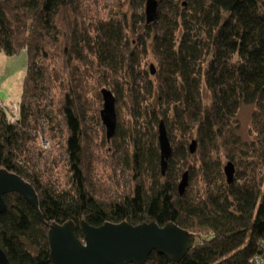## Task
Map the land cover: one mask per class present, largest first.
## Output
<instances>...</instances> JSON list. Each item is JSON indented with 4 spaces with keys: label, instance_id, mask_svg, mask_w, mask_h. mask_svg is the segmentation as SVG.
Listing matches in <instances>:
<instances>
[{
    "label": "trees",
    "instance_id": "1",
    "mask_svg": "<svg viewBox=\"0 0 264 264\" xmlns=\"http://www.w3.org/2000/svg\"><path fill=\"white\" fill-rule=\"evenodd\" d=\"M156 2L149 24L147 0H114L109 17L90 19L84 0L0 2V54L25 53L28 65L19 115L0 101V171L36 189L43 217L20 194L4 197L0 247L11 264H53L49 228L69 221L82 240L83 222L174 223L195 235L180 263L156 251L146 264H257L252 259L264 242V0ZM54 58L94 68L99 88L114 94L111 158L126 166L132 184L126 193L117 182L111 194L112 186L87 169L98 132L108 148L102 90L97 104L83 75L70 78L53 110ZM243 105L253 107L251 141L237 134ZM161 124L172 148L164 175ZM40 135L62 147L68 177L62 186L41 169ZM224 160L235 163L232 184ZM187 169L190 182L201 176L199 194L179 193Z\"/></svg>",
    "mask_w": 264,
    "mask_h": 264
},
{
    "label": "water",
    "instance_id": "2",
    "mask_svg": "<svg viewBox=\"0 0 264 264\" xmlns=\"http://www.w3.org/2000/svg\"><path fill=\"white\" fill-rule=\"evenodd\" d=\"M157 10L158 2L147 0L145 14L148 24L156 20ZM101 94L104 108L100 118L106 129L107 140L111 141L117 130L115 97L107 89L102 90ZM159 138L164 175L172 148L163 124H161ZM190 147L191 152L195 153V142ZM225 169L227 180L232 184L235 172L233 163L228 164ZM188 183L187 173L179 186V193L182 196L186 194ZM10 193L20 194L43 219L39 211L40 199L36 189L19 175L12 174L8 170H1L0 215L8 210L4 197ZM82 229L85 235L83 240L76 234L75 224L72 221L64 225L54 223L49 228L50 255L53 264H146L149 255L156 251L170 261L180 263L196 244L194 234L177 227L174 223L160 227L156 222H146L141 225L110 222L94 227L83 222ZM0 264H11L1 247Z\"/></svg>",
    "mask_w": 264,
    "mask_h": 264
},
{
    "label": "rangeland",
    "instance_id": "3",
    "mask_svg": "<svg viewBox=\"0 0 264 264\" xmlns=\"http://www.w3.org/2000/svg\"><path fill=\"white\" fill-rule=\"evenodd\" d=\"M113 1L114 0H84L83 5L86 6V9L88 8L87 16L89 17V19L93 16L107 18L109 17L108 13L110 12V9L113 5ZM59 59L54 58L48 61V63H50L48 71L52 75L51 80L53 82V85L55 86L52 90V97H54V99L52 100L53 102L49 103L52 106L53 110L56 111L57 109L56 105L59 99V95L68 89V80L70 78L75 79V77L81 79L82 75L86 78L85 82L88 85L87 91L89 98H91L98 104V97L97 95H95V92L100 93L102 90V88H99L100 86L98 84L102 83L101 74L95 72L94 68H86V64H84L83 62L74 60L69 64L64 63L66 64L68 70L66 68L63 72L64 75H62L60 73L61 71H63L61 70V68L64 64L60 63L61 58ZM27 67V55L25 53L12 57H8L7 55L2 53L0 54V101L2 104L4 103L7 110L11 113V115L14 116L19 115L18 105L22 101L21 97L23 95L24 89L23 81L27 72ZM252 108L253 107L250 105H243L238 115L237 134H239L242 141H251L254 138L251 135L253 114ZM42 124L47 131V122L43 120ZM98 133L99 137H94V140L96 141L95 145L92 146L96 157L94 158V160H92L93 164H91V166H87V169H90L92 174H95V176L97 177L96 180L100 181L101 184L104 185V187L108 188V186H112L113 190L111 191V194H114V192L116 191L117 182H119L120 185L119 192H122L123 190L125 192V189L129 191L132 184L130 182L129 173L125 169V164L121 162L118 166V164H115L117 162L116 160H113L112 162V151L110 149L112 147V140L108 141V148H104L101 140L102 133ZM47 135H40L42 143L40 142V138L38 140V146L42 149L44 148L43 151H41V158L39 160V163L41 165V169L45 170L44 174L47 176L50 182H56L57 184H60L62 186L63 184L67 183L68 179V177L66 176V164L64 163L66 160L65 154L63 153L61 145L57 146L54 144V142H52V140H50L49 142L45 139V137L49 138ZM107 150L110 151V153L107 152ZM231 163H233V168H235V176L236 166L234 162ZM228 164L230 163L224 160L223 169H225ZM187 172L188 181L190 180L189 170L187 169V171L182 174L180 183L183 179V176L187 174ZM224 173L226 176V169ZM191 181L192 182L189 181L186 191L189 190V192L199 194L202 190L203 182L201 180V176L197 175ZM101 184L100 187L102 189Z\"/></svg>",
    "mask_w": 264,
    "mask_h": 264
},
{
    "label": "built area",
    "instance_id": "4",
    "mask_svg": "<svg viewBox=\"0 0 264 264\" xmlns=\"http://www.w3.org/2000/svg\"><path fill=\"white\" fill-rule=\"evenodd\" d=\"M261 246H263L262 251L253 257L254 259H252V261L256 262L257 264H264V242L261 243Z\"/></svg>",
    "mask_w": 264,
    "mask_h": 264
},
{
    "label": "bare ground",
    "instance_id": "5",
    "mask_svg": "<svg viewBox=\"0 0 264 264\" xmlns=\"http://www.w3.org/2000/svg\"><path fill=\"white\" fill-rule=\"evenodd\" d=\"M188 173V172H187ZM186 192V191H185Z\"/></svg>",
    "mask_w": 264,
    "mask_h": 264
}]
</instances>
